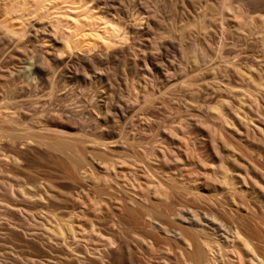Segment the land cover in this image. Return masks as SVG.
Masks as SVG:
<instances>
[{
  "label": "rangeland",
  "instance_id": "1",
  "mask_svg": "<svg viewBox=\"0 0 264 264\" xmlns=\"http://www.w3.org/2000/svg\"><path fill=\"white\" fill-rule=\"evenodd\" d=\"M118 1L94 0L91 4H99L95 11L100 14L113 15L129 25L130 39L124 44H98L102 47L89 54L59 52L52 37L60 32L50 22L55 9L48 3L42 16L24 11L29 18L20 41L0 42V174L4 173L0 175V264H106L100 257L105 252L111 253L107 261L121 264L117 243L132 226L124 209L131 196L148 198L154 209L165 213L153 215L165 220L167 213L184 209V204L222 214L214 206L195 202L191 194L184 198L173 193L172 198L176 191L168 186L165 196L155 199V189L164 188L174 178L177 186L198 187L205 198L215 197L214 188H218L235 210L245 212L238 197L232 200L230 190L218 181L221 156L227 157L229 148L221 147L219 154L211 139L210 133L222 127L221 120L211 114L217 105L223 104L225 116L231 119V129L221 132L237 146L236 155L227 160L234 186L242 184V174L249 177V191L253 177L264 184V0H241L245 13L263 18L260 25H248V33L235 27L236 17L218 0H121L123 4L117 7ZM3 10L2 0L0 18ZM137 10L144 17H138ZM205 11L209 26L198 32L197 17ZM185 24L189 27L185 41L203 45L207 61L199 51L182 53L178 33H173ZM48 77L51 83L40 88L39 81ZM16 87L25 88L26 95L8 100ZM5 109L11 114L5 115ZM55 136L71 142L70 149L76 150L80 160L79 174L70 177L65 173V155L44 144ZM166 145L174 152L159 159L156 171L148 174L142 165L143 153L150 148L159 152ZM106 160L113 163L110 170L103 167ZM87 168L96 179L94 186L95 182L83 177ZM135 174L139 175L136 181ZM17 176L19 184L12 182ZM9 180L23 184L33 197L25 201ZM9 185L16 191L13 186L8 189ZM255 194L251 192L248 201L263 215V204ZM51 210L61 218L73 215L75 233L65 230L68 246L50 242L47 228L41 227V222L50 219ZM108 238L117 239L116 246L107 245ZM131 254H135L133 249ZM148 257L140 261L157 264L156 255Z\"/></svg>",
  "mask_w": 264,
  "mask_h": 264
},
{
  "label": "bare ground",
  "instance_id": "2",
  "mask_svg": "<svg viewBox=\"0 0 264 264\" xmlns=\"http://www.w3.org/2000/svg\"><path fill=\"white\" fill-rule=\"evenodd\" d=\"M0 1H2V0H0ZM92 1H94V0H3L4 10H3V17L0 18V27H1L0 30L2 33L1 34L2 37H0V42L12 44L16 40V38L18 39V41H20L21 38L23 37L24 31H25V23H24L25 19L29 18V16H26L24 14V11L34 13V15L41 13L40 15L42 16V13H43L47 3L50 4L55 9V11H53V14L51 16L50 22L52 23V26L54 28H56L57 31L60 32L59 35H56V36L54 35L52 37L54 42H55V46H58L57 48H59V52L60 51L61 52H63V51L64 52L65 51L66 52H73V51L77 50V51H81V52L89 54L94 49H96L95 47H97L98 44H100V45L103 44L102 46H105V47H111L117 43H123L127 40L129 41V39H130V35L128 36L129 31H130L128 29L129 25L128 26L125 25L124 23L118 21V19L115 20V18L112 14H111L112 16H107L105 14H100L98 11H95L96 6H98L99 4L96 6L94 5L95 6L94 7L92 5L93 4ZM122 1L119 0L118 6L117 5L116 6L119 7V4H121V3L123 4ZM218 1L221 3V7L224 8L226 10V12H228V14L232 13V14H230L231 17H232V15H234V17H236L238 22H236V24L235 23L234 24H235V27L237 29H239V28L242 29V27H243L244 30L243 29L242 30L247 31L248 29H246V27L248 25H249V27L251 26V24L256 26L260 22L262 24V20H260V19H263L262 17L259 18V15H257L258 17L257 16L253 17V16L249 15L250 14L249 12H248L249 14L244 12L245 9L243 8L242 4L245 2H242L241 0H238V1L218 0ZM124 2H126V1H124ZM244 7H245V5H244ZM101 8H103V7H101ZM138 8L139 7H137V9ZM137 12L138 13H136V11H135L137 16H138V14L141 15V17L140 16H138V17H140V18L144 17V16H142L143 12H141L139 10H137ZM104 13H105V11H104ZM38 17H39V15H38ZM206 17H207L206 11L202 12L201 15H199V17H197L198 18L197 22L201 25V27L195 26V25L194 26L198 30V32L200 31V29H202V28L207 29V27L209 26L208 22L205 19ZM13 20L14 21L16 20V21L14 22ZM19 20H20V22H19ZM140 20H142V19H140ZM263 24H264V22H263ZM186 26L187 25L185 24V26L182 25L177 29L175 27H173V29L175 28V31L173 30L174 33L171 31L173 34H175L176 32L178 33V34L177 33L176 34H177V37L180 41V47H181L182 53L184 55H188L190 52L195 53V52L199 51L201 54V57H202L201 59H203L204 61H207L208 53H207V50H205L206 48L203 45H199V43L190 44V43H187L185 41V39H187L186 33H188V32H186V30L188 31V29H189V27H186ZM233 26L234 25H232V27ZM235 27H233V29ZM235 31H237V30H235ZM198 32H197V34H198ZM239 32H242V31L239 30ZM243 33L245 34V32H243ZM246 33H248V31ZM240 34H242V33H240ZM192 40H193V38H192ZM196 41H198V40H196ZM102 46H100V47H102ZM33 57H34L33 66L35 68L37 66L35 64L36 56L33 55ZM28 59H30V58L28 57L27 60ZM235 64H237V63H235ZM235 64L233 63V65H235ZM235 66H237V65H235ZM237 68L238 67H236V70H239ZM26 69H27V67L24 68V70H26ZM32 73L34 74V73H36V71L32 72ZM23 81H26V79L23 78ZM253 82H254V80H253ZM255 82H257V81H255ZM50 83H51V80H50V77H48V78H44V79L40 80L38 83V86H40V88H41V87H43V85H48ZM192 83L195 84L194 81ZM258 83L261 84L262 82L258 81ZM258 83H255V85H258L260 87L262 84L259 85ZM188 85L189 84H187V86ZM193 87H194V85H193ZM16 88L17 89H15V91L12 92L13 94L7 95L8 100L12 99L13 97H21V96L26 95V89L25 88H23V87H20V88L16 87ZM225 88H226V86H225ZM248 90H249V88H248ZM254 98L256 99V96ZM254 102H255V100H254ZM222 106H223V104L217 105L216 107H212V109H211L212 116L220 119L221 120L220 125L222 126L221 129L216 128L213 130L212 133H210L212 142L214 144V148L219 154H220V148L221 147H228L229 148V154L227 155V157L226 156L224 157L223 155L221 156V161H220L221 163L219 164L221 176L220 175H219L220 177L218 176L219 177L218 181H219V184H221L220 187L223 186V189L225 188L227 190H230L229 192L231 193L230 195L232 197V200L235 201L236 197H238V200H236L237 203L244 205L246 208V211L241 212L237 209L235 210L234 209L235 207H232L230 205L225 194H222V191H220L218 188H214V196L215 197L205 198L203 191L199 190L198 187H196V186L191 187L190 185L179 186L180 184L177 186V184L174 180L175 178L170 179L168 181V185H166L164 188L161 187L162 188L161 189L159 187V188L155 189V194L156 193L158 194V196H155V199H156V197L159 198V196L160 197L165 196L164 192H167V190H165V189L169 188L173 191H176V192H172V194L178 193V194L182 195V197L184 196V198H185V195L187 196L188 194L189 195L191 194V197H193V200H195V202L197 201V202L206 203V205L208 204V208H209V206H214L215 208H217L218 211L221 210L222 214L220 212L219 213L220 215H219L218 213H216L212 209L199 210L196 208H190L187 206V204L183 205L184 209H186V211H184V209L177 207L175 204V207H177V208L173 209L175 211L172 212V214H171V211L168 210V211H170V214L166 212L167 215L165 217L167 220H165L163 218L162 219L157 218L153 215L154 213L162 215L163 210L161 212V210L158 208H157L158 210L154 209L152 207L154 205L153 204L150 205L151 203H150L148 198H144L143 200H137L136 198L131 196L130 201L124 205L126 216L128 217L130 223L132 224V226L129 228L131 230L129 231V229H127V230L125 229L126 231H128L123 235V237L125 239L122 240L123 238H120L121 241L119 239V243H117L118 249L116 250L114 248V250H116V252L117 251L120 252V253L118 252L120 255L119 258H121L120 260L123 264H144L141 262L142 261L141 258L143 257L142 259L145 260V258L147 259L148 256L151 257L152 255H156V257L158 258L157 264H264V213H263V215L260 214L258 212V210H256L249 203V201H248L249 199L247 198L248 195H251V192L256 193L255 196H258V200L263 204V207H264V184L259 179L251 177L253 179V186L251 184L252 188H251V191H249V190H247V183H246V181L249 177L247 174H242L240 177L242 184H240L239 186H236V187L234 186L235 182L233 181L232 170H231V167L229 166V163L227 162V160H229L230 157H233L236 155L235 149L237 146H234V144H232V142L225 136V134L223 132H221V130H223V128H225L227 130L228 128L231 127L230 126V124H231L230 120L231 119L229 120L227 118V116H225L226 114H224L225 112H223ZM4 107H6V105ZM10 108H13V106H11ZM5 110H7L5 115L8 116L11 114V112H9L8 109H5ZM10 111H12V110L10 109ZM14 113H15V111H14ZM3 116H4V114H3ZM11 116L9 118H11ZM14 116H15V114L13 115V117ZM16 117H19V116H16ZM10 123H11V121H10ZM39 123H40V121H39ZM26 130H27V127H26ZM58 134H60V133H58ZM41 135H44V134L42 133ZM19 136H16L14 138L18 139ZM28 136L30 137L31 134L29 133ZM50 136H52V135H50ZM24 137H26V136L24 135ZM55 137H54V139H51V141H45L46 143H44V144L48 148H50V149L52 148L54 150H57V151H59L65 155V160L67 159V163L65 164V168H66L65 173H69L71 175L70 177H72V175H74L78 172L77 167H78V163L80 162V160L76 156V153H75L76 150L74 151V150L70 149L69 144L71 142L64 140L65 137H63V136L62 137H56V138ZM39 140H41V139H39ZM42 142H44V141H42ZM154 149L150 148L143 153L144 159L142 160V165H144L143 167L146 169V172L148 174H149L150 170L156 171L155 166H156V164H158V162H160L159 159L162 160L164 158H168V155L172 154L174 152V151L172 152L173 149L169 145H166V147H164V148L162 147V149H160L159 152L155 151L156 149L155 150ZM123 161L126 163L129 162V160H125V159ZM102 162L104 163L103 167L106 170H110L113 167L112 162H109L107 160L102 161ZM120 163H121V161H120ZM63 166H64V164H63ZM63 169H64V167H63ZM180 169H178V171ZM135 173H138V172H135ZM3 174H0V175H3ZM8 174H10V173H8ZM77 174H79V173H77ZM83 175H84L83 177L85 179H87L88 181H91V182L96 181V179H94L92 176V170H90L89 168L85 169V172L83 173ZM153 175H154V173L151 172V176H153ZM18 176L12 178V180L14 179L12 182L19 184L20 179L18 178ZM138 176L135 174V176H134L135 181L138 180V178H139ZM23 177H25V175ZM23 177H21V178L24 179ZM73 177L75 178V176H73ZM1 178H3V176ZM8 178H10V177H8ZM74 178H72V179H74ZM1 181H3V180H1ZM150 182L153 183V181H151V179H150ZM21 184H22V182H21ZM13 185L17 186L16 184H13ZM13 185H11V186H13ZM94 185H96V182L93 183V186ZM192 185H194V184H192ZM11 186L9 185L8 189H10ZM14 188L16 191V187H14ZM17 188H19L18 192L20 193V195L22 194L21 198H23L25 201L28 202L29 199H31L33 197V195H31V193H30L31 190L28 189L27 187H26L27 189H25V186L23 187V184H22V186L21 185L17 186ZM29 190H30V192H29ZM10 191L11 190H9V192ZM168 192H169V190H168ZM13 194H15V193L13 192ZM166 194L168 195V193H166ZM11 197H13V196L11 195ZM14 197L18 198L19 196L15 195ZM40 198H41V196H40ZM167 198H171V196L170 197L168 196ZM172 198H174V194H173ZM160 199H163V198H160ZM169 200H167V201H169ZM176 200H174V201H176ZM184 200H186V199H184ZM188 200H190V199H188ZM34 201H35V199H34ZM9 203H10V201H9ZM170 203H168V204L170 205ZM183 203H185V202H183ZM183 203H181V205ZM187 203H188V201H187ZM192 203H193V201H192ZM12 205H14V204H12ZM165 206H164V208H165ZM178 206H180V205H178ZM185 206H186V208H185ZM155 207H156V205H155ZM171 207L173 208V206H171ZM191 207H192V205H191ZM167 208H168V206H167ZM18 209H21V208L19 207ZM21 210H23V209H21ZM154 210H156V211L154 212ZM49 212L50 213L48 215L51 216L50 219L52 218V220L49 219V220H47V222L45 220L44 222H46V223L41 222V224H43V225H41V227L44 226L47 228V232H49L47 235H49L50 242H54L56 245L68 246L69 242H68V236L66 234V231L68 230L72 233L73 232L75 233V231H74L75 226L73 224L74 223L73 215L70 214V215H68V217L64 216L61 218V216L54 213L53 210H51ZM163 215H165V213H163ZM162 217H164V216H162ZM46 218H47V216L44 219H46ZM148 225L151 226L154 230L153 231H150L149 229L146 230L145 226H148ZM115 241L118 242L117 239L115 240V238H113V239L108 238L105 242L107 245H111V244L115 245V243H116ZM132 249L134 250V253L136 254V256L137 257L140 256L141 258L139 257L138 259H136V256L131 258L132 255H135V254H131ZM105 251H107V250H105ZM116 252L114 251V253H116ZM109 253L105 252L100 257H102V259L105 258L106 262L108 264H112V263H110V261H107L109 258L108 257ZM101 254L102 253L100 252V255ZM109 256L111 257V255H109ZM113 258H115V255ZM157 258H156V260H157ZM132 259H134L135 262L137 260V262L135 263ZM109 260H111V259L109 258ZM117 260L118 259H116V261ZM120 260H119V262H120ZM154 263H156V262H154ZM145 264H147V262Z\"/></svg>",
  "mask_w": 264,
  "mask_h": 264
}]
</instances>
